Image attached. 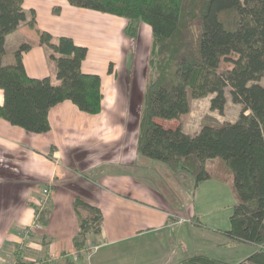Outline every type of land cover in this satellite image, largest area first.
Here are the masks:
<instances>
[{
  "label": "crops",
  "instance_id": "crops-1",
  "mask_svg": "<svg viewBox=\"0 0 264 264\" xmlns=\"http://www.w3.org/2000/svg\"><path fill=\"white\" fill-rule=\"evenodd\" d=\"M24 6L35 9L38 28L88 47L82 69L101 75L104 98L98 114L86 113L70 100L57 104L49 112L51 129L45 133L27 132L0 118V264H11L7 253L22 243L15 225L34 222V207H42L47 185L52 186L50 219L37 232L39 241L29 244L47 257L42 264H58L64 252L79 264H180L200 253L236 264L258 251L261 246L227 234L237 202L231 179L212 177L196 183L189 173L175 172L138 151L141 118L137 112L134 122L130 106L139 64L132 43L138 37L147 43L150 26L142 23L139 36L132 38L124 32L125 18L76 7L68 0H24ZM55 6L61 7L59 14ZM26 41L34 43L23 56L28 74L51 76L58 84L56 65L27 22L7 36L8 52ZM128 65L133 81L123 87L127 78L122 80L119 72L128 73ZM190 116L183 121L184 130L195 134L200 128H189ZM77 196L104 215L102 234L91 235L97 245L85 260L74 245ZM205 201L212 206L200 204ZM220 204L228 205L229 218L211 222ZM182 216L192 221L175 223ZM47 240L51 242L45 245Z\"/></svg>",
  "mask_w": 264,
  "mask_h": 264
},
{
  "label": "trees",
  "instance_id": "trees-1",
  "mask_svg": "<svg viewBox=\"0 0 264 264\" xmlns=\"http://www.w3.org/2000/svg\"><path fill=\"white\" fill-rule=\"evenodd\" d=\"M76 7L126 19L124 32L136 38L146 23L152 31L139 127L138 151L167 164L173 171L189 173L199 183L212 177L230 182L237 198L227 234L261 248L236 264H264V0H68ZM54 13L61 12L55 6ZM27 22L39 35L56 65L57 79L33 77L24 64V53L34 43L23 42L8 52L7 36ZM235 57H231V55ZM88 47L69 36L54 38L38 28L36 11L24 0H0V118L31 133L51 129L50 110L70 100L89 114L102 110V77L87 73L82 63ZM232 68H223L224 62ZM112 65H110V70ZM227 88L241 112L234 121L205 118L199 132L184 130L193 101L211 96L210 108L224 114ZM159 119L182 120L166 127ZM52 188L51 185L46 186ZM74 209L78 232L74 245L85 260L103 231L102 210L77 196ZM34 222L21 226L46 227L51 198L45 193L42 207H34ZM19 231V232H20ZM27 237V238H28ZM47 238V236H45ZM26 238H23L25 240ZM52 240V239H50ZM51 241H45L48 245ZM24 244L20 243V246ZM18 254V253H17ZM47 258V257H46ZM18 260L17 264H36ZM46 262V259H45ZM42 262V263H45ZM58 264H79L64 252ZM180 264H232L194 254Z\"/></svg>",
  "mask_w": 264,
  "mask_h": 264
},
{
  "label": "rangeland",
  "instance_id": "rangeland-1",
  "mask_svg": "<svg viewBox=\"0 0 264 264\" xmlns=\"http://www.w3.org/2000/svg\"><path fill=\"white\" fill-rule=\"evenodd\" d=\"M149 27V26H148ZM149 33H150V40L147 41V43H144L143 41L140 42L139 41V37L138 39H135L134 42H136L135 44L132 43V45H134V50H135V54L138 58V70H137V74H136V78H135V84H133V88H132V103L130 106V110L131 113L133 112V114H131V118L134 119V122H136V120L138 119V113H140V118H141V110H142V102H143V94H144V90H145V86L146 85V79H147V65H148V60H149V54H150V49H151V42H152V31L151 28L149 27ZM139 42H138V41ZM231 57H235V55H231ZM233 64L231 62H224L223 63V68L227 69V68H232ZM124 71H128V73L123 72L120 73L119 75H122V80H124V78L126 77L127 80L122 81V86L125 87L127 84H129L130 82H132V76L131 74H129L130 71V65H128V67L126 69H124ZM227 103L229 102L228 107L230 108V111L227 112V116L224 114H220L218 111L216 110H211L210 108V97H205L202 99H198L196 101L193 102L192 105V112H191V116L189 119V128H195L199 127L201 129L202 127V123L203 120L205 118H212L215 120H220V121H226V119H237L240 112H241V105H235V103L232 100L231 94L229 92V88H227ZM237 109V110H233V109ZM157 121H160L162 124H164L166 127H177L179 125V122L182 120H175L170 122L171 120H167V119H159ZM184 121V120H183ZM211 196H213V194H209ZM3 198V195H0ZM203 204L206 208L212 206V202H206L205 203H200ZM200 206V205H199ZM227 206V207H226ZM40 207V206H39ZM227 208V209H226ZM231 212V210H229L228 205H219L217 207V210L214 212L213 216L209 219L211 222H215L216 220L222 219V218H226L228 217V213ZM182 218H188L189 217H183ZM229 218V217H228ZM179 220L178 218L176 219V221ZM208 220V219H206ZM208 220V221H209ZM175 221V223H176ZM192 221V220H190ZM229 221V219H228ZM185 223V222H184ZM16 226V234L20 240V242H24L22 249L20 247V244L18 243L15 248V246L12 247V249L9 251V255L7 253V260H11V264H17L18 260L22 261H34L32 259V257L36 260L35 263L36 264H42V262H45L46 256L45 254H40V251H38L36 248H32V244L31 247L29 246V244L31 243V241L33 243H36V241H39V239H37L38 235L41 233V230L43 228L42 225H36L37 229H35L34 231H32V234H30V237L26 238L25 240H23V236L25 229L21 230V226L19 225H15ZM25 227V226H24ZM20 228V230H19ZM20 231V232H19ZM37 232H40L39 234H37ZM40 236V235H39ZM18 240V241H19ZM28 245V246H27ZM36 247V245H34ZM17 251V252H16ZM18 253V254H17ZM6 264H10L8 261L6 262Z\"/></svg>",
  "mask_w": 264,
  "mask_h": 264
},
{
  "label": "built area",
  "instance_id": "built-area-1",
  "mask_svg": "<svg viewBox=\"0 0 264 264\" xmlns=\"http://www.w3.org/2000/svg\"><path fill=\"white\" fill-rule=\"evenodd\" d=\"M49 191H50V189H45V193H49ZM190 220H191V218L188 219V218L180 217L179 220L176 221V223H184V222H187V221H190ZM29 228H30V230H32V228H34V227H29ZM36 228H37V226H36ZM30 230L29 229H25L24 235H22L23 238H27L29 236V231Z\"/></svg>",
  "mask_w": 264,
  "mask_h": 264
}]
</instances>
